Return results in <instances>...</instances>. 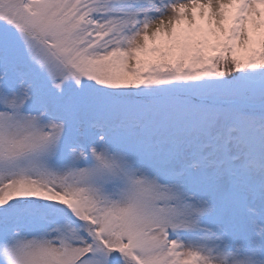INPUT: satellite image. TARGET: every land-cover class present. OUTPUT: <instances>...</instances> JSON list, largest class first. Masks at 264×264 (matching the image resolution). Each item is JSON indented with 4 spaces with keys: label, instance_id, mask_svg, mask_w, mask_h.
<instances>
[{
    "label": "snow or ice",
    "instance_id": "1",
    "mask_svg": "<svg viewBox=\"0 0 264 264\" xmlns=\"http://www.w3.org/2000/svg\"><path fill=\"white\" fill-rule=\"evenodd\" d=\"M0 264H264V0H0Z\"/></svg>",
    "mask_w": 264,
    "mask_h": 264
}]
</instances>
